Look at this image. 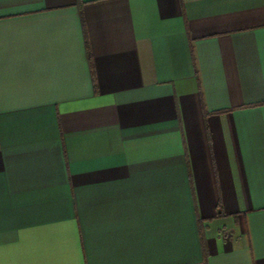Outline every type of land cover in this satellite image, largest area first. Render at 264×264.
Returning <instances> with one entry per match:
<instances>
[{"label":"crops","instance_id":"crops-1","mask_svg":"<svg viewBox=\"0 0 264 264\" xmlns=\"http://www.w3.org/2000/svg\"><path fill=\"white\" fill-rule=\"evenodd\" d=\"M0 264H264V0H0Z\"/></svg>","mask_w":264,"mask_h":264}]
</instances>
